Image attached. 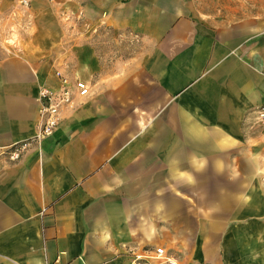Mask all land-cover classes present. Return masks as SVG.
<instances>
[{"label":"crops","instance_id":"obj_1","mask_svg":"<svg viewBox=\"0 0 264 264\" xmlns=\"http://www.w3.org/2000/svg\"><path fill=\"white\" fill-rule=\"evenodd\" d=\"M55 1L60 12L53 0H29L27 11L0 0V264H128L154 244L197 240L215 211L262 217L264 10ZM104 30L144 43L103 57ZM55 70L88 93L73 91L36 139L37 91L57 84Z\"/></svg>","mask_w":264,"mask_h":264},{"label":"rangeland","instance_id":"obj_2","mask_svg":"<svg viewBox=\"0 0 264 264\" xmlns=\"http://www.w3.org/2000/svg\"><path fill=\"white\" fill-rule=\"evenodd\" d=\"M238 3L243 4L247 11L264 10V0H229L230 5ZM53 4L58 5L57 12H60V4L55 0ZM28 9L29 7L22 10ZM67 39L75 44L79 41L76 33L67 35ZM143 43L141 38L127 32L107 30L95 42L98 53L103 57L126 56L139 50ZM215 212L217 214L213 217L212 224L210 225L209 219L208 229L205 234H199L197 240L182 239L173 243V249L159 244L149 248L160 246L165 250L171 263L163 264H264V215L259 211L262 217L256 216L252 214L254 211L246 210L250 214L238 219L235 211Z\"/></svg>","mask_w":264,"mask_h":264},{"label":"built area","instance_id":"obj_3","mask_svg":"<svg viewBox=\"0 0 264 264\" xmlns=\"http://www.w3.org/2000/svg\"><path fill=\"white\" fill-rule=\"evenodd\" d=\"M17 4L21 9H27L29 0H17ZM54 76L57 80L55 86L43 85L37 91L39 129L35 135L36 139L49 136L53 132L60 118V109L70 105L72 102L73 91L80 97L88 93V87L81 80L74 79L70 82L59 70L54 71ZM254 118L255 123L264 128V103L256 108ZM27 145V140L15 142L8 145L5 152L9 159H15ZM165 262L171 263L165 254V250L160 246H155L153 248H144L140 252L133 254L128 264H163Z\"/></svg>","mask_w":264,"mask_h":264}]
</instances>
